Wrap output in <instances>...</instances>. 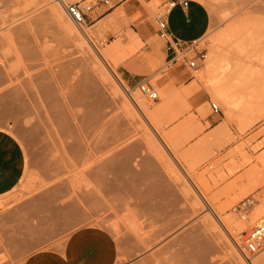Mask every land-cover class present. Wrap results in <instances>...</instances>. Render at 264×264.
<instances>
[{"label": "rangeland", "instance_id": "1", "mask_svg": "<svg viewBox=\"0 0 264 264\" xmlns=\"http://www.w3.org/2000/svg\"><path fill=\"white\" fill-rule=\"evenodd\" d=\"M201 1L211 26L198 41V65L190 68L170 62L167 42L158 34L143 38L137 33L141 42L130 44L135 31L123 11L98 21L97 0H65L63 7L57 0H0V128L20 141L26 155L20 183L0 197V264H22L32 249L62 244L78 228L108 235L115 242L114 264H264V250L248 259L238 246L264 219V109L246 111L264 108V82L256 74L255 83L245 84L239 91L245 105L231 112L214 87L235 80L230 78L237 75L238 60L247 65L251 60V68L261 69L264 0ZM74 2L93 5L83 28L66 8ZM160 4L147 5L157 16L164 12ZM66 19L81 33L78 40L62 32ZM93 79L113 98L115 128L85 119L87 104L96 99L87 97L89 87L96 86ZM143 79L159 99L141 92ZM44 82L68 100L70 113L84 116L74 137L62 134L55 111L41 95ZM212 103L219 112L212 111ZM222 125L227 130L217 134ZM75 144L89 152V162L103 161L113 148L116 160H129V169L115 166V172H106L115 191L82 170L93 163L83 164L88 156L74 152ZM246 199L253 204L238 212ZM234 221L240 224L232 227ZM27 234L32 244L23 250Z\"/></svg>", "mask_w": 264, "mask_h": 264}, {"label": "crops", "instance_id": "2", "mask_svg": "<svg viewBox=\"0 0 264 264\" xmlns=\"http://www.w3.org/2000/svg\"><path fill=\"white\" fill-rule=\"evenodd\" d=\"M88 1L92 0H83ZM97 1L94 11H99L98 21L114 18L115 11L121 10L140 41V36L151 38L158 34L156 15L147 5L153 0ZM169 1L171 0H161L160 7H164ZM188 1L187 7L177 3L170 9L167 16L169 30L175 38L183 41H199L210 29L211 16L203 1ZM109 3L112 6L108 7ZM107 35L112 36L113 32L109 31ZM123 73L131 75L128 69ZM176 75L179 76L177 73ZM25 167L26 155L22 144L13 134L0 128V197L17 187L24 176ZM29 235L22 241L23 250L30 249L32 243ZM59 235L61 237L62 233ZM57 238L56 234L55 239ZM115 256V242L108 235L89 228H78L70 232L62 244L55 242L48 248L32 249L22 264H114Z\"/></svg>", "mask_w": 264, "mask_h": 264}, {"label": "bare ground", "instance_id": "3", "mask_svg": "<svg viewBox=\"0 0 264 264\" xmlns=\"http://www.w3.org/2000/svg\"><path fill=\"white\" fill-rule=\"evenodd\" d=\"M65 0H57V2L59 3V4H61L60 6L61 7H63V3L65 4V2H64ZM57 3V4H58ZM58 4V5H59ZM60 8V7H59ZM61 9V8H60ZM60 9H58V8H56V11L58 12V10H60ZM61 11H63V10H61ZM63 13V12H62ZM59 16H61L60 15V11H59ZM64 15V14H63ZM65 16V15H64ZM64 16H63V19H64ZM71 20V19H70ZM64 23L66 24V25H64L65 27L63 28L64 30H62V32H64L65 33V37H67V36H73V37H75L76 38V36H77V39L76 40H78V37L79 36H81V33H79V31H78V29L75 27V25L71 22V21H69V19L67 20H64ZM249 27V26H248ZM58 31H60V29L58 30ZM251 31V30H250ZM57 32V31H56ZM61 32V31H60ZM58 33V32H57ZM82 33L83 34H86L87 35V31L85 30V29H83V31H82ZM80 34V35H79ZM82 34V35H83ZM245 34V33H244ZM129 35V34H128ZM87 37V36H86ZM89 37V36H88ZM246 38H247V36H246ZM89 39V38H88ZM129 39V41H130V44H132V43H140L141 41L138 39V37H137V35L135 34V33H132L131 32V34H130V37L128 38ZM244 39V38H243ZM81 40V39H80ZM87 40V39H86ZM246 41V40H245ZM264 41V40H263ZM128 42V41H127ZM247 42H248V40H247ZM65 43V42H64ZM81 44V43H80ZM135 44V45H136ZM251 44V43H250ZM72 45V44H71ZM75 46V45H74ZM127 46V45H126ZM134 46V45H133ZM126 48V47H125ZM131 48V47H130ZM240 48V47H239ZM73 49V48H72ZM80 49V48H79ZM126 49H128V48H126ZM132 49V48H131ZM28 50H29V48H28ZM86 50V49H85ZM133 50V49H132ZM131 50V51H132ZM31 51L33 52V50L32 49H30V53H31ZM130 51V52H131ZM29 52V51H28ZM125 52V51H124ZM133 52V51H132ZM260 52H263L262 54L261 53H259L258 55H257V57H258V60H261V65L259 66V67H261V69H257V70H255V69H253V68H251L250 67V65H254V63L252 64L251 63V60L249 61L250 63H249V65H247L246 64V60H245V62H243V64H242V61L239 63V60L238 61H236V62H234L235 64H236V68H235V70L237 71V75H236V77H234L235 75L233 74V76H232V78H230V79H233V78H235V80L234 81H231V82H228V81H226L227 83H229L227 86H224V85H226L227 83L225 82V84L223 83V85H222V83H220V84H217V85H215L214 87H215V91H216V93H217V98L220 100V101H222L223 103H225L229 108H230V112H231V110H233V107L234 106H236V105H241V106H244L245 104H244V97H243V94H242V96L240 97V93H239V91L244 87V86H246L248 83H250V82H254L255 83V81H256V79H257V77H256V74H258L259 76H260V79H262V80H260L259 78H258V80L261 82V81H263L264 82V49H263V47H262V50H260ZM34 53V52H33ZM86 54V53H85ZM101 56L104 58V59H106L105 58V54L104 55H102V53H101ZM59 57V56H58ZM90 57V56H89ZM260 57V58H259ZM60 58V57H59ZM86 58V57H85ZM218 59V58H217ZM247 59V58H246ZM257 60V59H256ZM257 60V61H258ZM72 61H73V59H72ZM98 61H99V59H98ZM255 61V60H254ZM239 64H238V63ZM256 62V61H255ZM259 62L260 61H258V65H259ZM59 63V62H58ZM68 63V62H67ZM72 63V62H71ZM245 63V64H244ZM248 63V62H247ZM100 64V63H99ZM213 64H215V63H211V64H209V66H208V69L210 70L211 69V67L213 66ZM256 64H257V62H256ZM99 66V65H98ZM255 66V65H254ZM55 67V66H54ZM68 67V66H67ZM101 67V66H100ZM103 67V66H102ZM101 67V69L103 70V68ZM218 67V66H217ZM233 67V66H232ZM253 67V66H252ZM257 67V66H256ZM258 67V68H259ZM60 68V67H59ZM63 68V67H62ZM61 68V69H62ZM55 69V68H54ZM53 69V70H54ZM233 69H234V67H233ZM60 70V69H59ZM101 70V71H102ZM215 70H216V68H215ZM234 70V71H235ZM103 71H105V69L103 70ZM233 71V72H234ZM236 71L234 72V73H236ZM57 72V71H56ZM42 73V72H41ZM97 73V72H96ZM220 73V72H219ZM44 74V73H43ZM218 74V73H217ZM216 74V75H217ZM47 75V74H46ZM99 75V74H98ZM111 75V74H110ZM5 76V75H4ZM54 77H55V75H54ZM256 78V79H253V78ZM55 78H57V76L55 77ZM70 78V77H69ZM90 78V77H89ZM114 78V77H113ZM54 79V78H53ZM58 79V78H57ZM94 80V79H93ZM98 80V79H97ZM103 80V79H102ZM255 80V81H254ZM95 82H96V80H94ZM109 81V80H108ZM98 82V81H97ZM96 82V86L95 85H92V86H90L89 87V89L88 88H85V89H88V96L87 97H95L96 99H95V102H90V104H87V107H89L88 109V112H87V114H85V116H87V118L85 117V119H89L90 121H92L93 123H95V126H100V128H102L103 129V127H113V128H115V116H116V114H115V111L117 110V107H115V104H113V98H112V96H111V94H110V92L109 91H107L104 87H103V85L99 82V83H97ZM219 82H220V80H219ZM253 83V84H254ZM262 83V82H261ZM90 84H92V83H90ZM105 84V83H104ZM246 84V85H245ZM98 85V86H97ZM111 85V84H110ZM249 86H250V84H248ZM247 85V86H248ZM252 85V84H251ZM262 85V84H261ZM263 85H264V83H263ZM102 86V87H101ZM108 87V86H107ZM112 87V86H111ZM113 88V87H112ZM121 88V87H120ZM55 89H57V88H55ZM262 89V88H261ZM263 90V89H262ZM262 90H261V92H262ZM64 91V90H63ZM67 91V90H66ZM119 91V90H118ZM118 91H117V94L119 95V94H121V93H118ZM41 92H43L41 95L42 96H45V98L44 99H47L48 100V102H49V104H50V106H51V109L52 110H54L53 112H54V115H55V119H56V121H57V123H58V125H59V127H60V129H61V131H62V134H64V135H66L65 137H74V134L76 133V129H75V126L77 127L78 125L79 126H81V124L84 122V116L83 117H79L77 114V116L76 115H74V112L73 113H70V110H69V107H71V106H68V100L66 101V100H61V98L59 97V93H57L56 92V90H54V88L51 86V85H49V84H46L45 82L42 84V91ZM60 92V91H59ZM116 92V91H115ZM10 93V92H9ZM14 93V92H13ZM65 93H68V92H64V94ZM114 93V92H113ZM44 94V95H43ZM69 94V93H68ZM259 94H261V93H259ZM259 94H257L256 96H258L257 98L259 99V97H261V96H263V95H259ZM23 95V94H22ZM79 95V94H78ZM84 95V94H83ZM9 96V95H8ZM13 96V95H12ZM41 96V97H42ZM65 96H67V95H65ZM86 95H84V97H85ZM10 97V96H9ZM21 97V96H20ZM69 97V96H68ZM118 97V96H117ZM4 98V97H3ZM16 98H17V96H16ZM264 99V96L263 97H261L260 99ZM2 99V98H1ZM18 99V98H17ZM76 99V98H75ZM93 99V98H92ZM112 99V100H111ZM122 99V98H121ZM28 100V99H27ZM90 100V99H89ZM88 100V101H89ZM122 100H124V105H125V107L130 111V110H133L132 108V105H131V103L127 100V99H122ZM133 100H134V102L138 105V107L140 108V110L143 112V113H145L146 112V109H145V106H143V104H139L137 101H135L136 99H134L133 98ZM237 100H239V102L237 103ZM16 101V100H15ZM45 101V100H44ZM76 101V100H75ZM81 101V100H80ZM87 101V102H88ZM3 102V101H2ZM31 102V101H30ZM85 102V101H84ZM87 102H85V103H87ZM123 102V101H122ZM5 103V102H4ZM9 103V102H8ZM75 103V102H74ZM27 104V103H26ZM46 104H48V103H46ZM73 104V103H72ZM121 104V103H120ZM9 105V104H8ZM78 105V104H77ZM7 106V104H5V107ZM23 106V105H22ZM30 106V105H29ZM119 106V105H118ZM10 107V106H9ZM8 107V108H9ZM26 107V106H25ZM124 107V108H125ZM246 108V107H245ZM245 108H244V110H245ZM10 109V108H9ZM19 109H20V107H19ZM27 108H25V110H26ZM71 109V108H70ZM105 109V110H104ZM106 109H108V110H106ZM247 109V108H246ZM264 108H263V104H261V105H259V106H257L256 108H251L250 110H249V108H248V110H246V111H249L250 113L251 112H254V111H262ZM18 110V109H17ZM126 110V109H125ZM8 111V110H7ZM11 111H12V109H11ZM134 111V110H133ZM246 111H244V112H246ZM118 112V111H117ZM122 112V111H121ZM244 112H243V114H244ZM18 113H19V111H18ZM21 113V112H20ZM82 113H84V112H82ZM131 113H134V112H132L131 111ZM147 113H149L148 112V110H147ZM250 113H246V114H248V116L250 115ZM5 114V113H4ZM14 114H17V113H15V110L13 111V113H12V115H14ZM23 114V113H22ZM120 114V113H119ZM3 116V115H2ZM15 116V115H14ZM11 119V118H10ZM19 119V118H18ZM53 119V118H52ZM84 119V120H83ZM88 120V121H89ZM129 120V119H128ZM245 120V119H244ZM75 121V125H73L74 122ZM81 121H83V122H81ZM80 122H81V124H80ZM119 124V123H118ZM121 125H123V123L122 124H120L119 125V127H121ZM128 125H131V124H128ZM127 125V126H128ZM132 126V125H131ZM58 127V128H59ZM98 127L96 128V129H98ZM130 127V126H129ZM225 127H226V125H225ZM224 127V125H222V127L221 128H219V129H217V134H219L220 132H221V130L222 129H226ZM130 128H134V127H130ZM80 130H81V128H79ZM79 129H77V130H79ZM121 129V128H120ZM126 129H128L127 127H126ZM80 130H79V133H80ZM128 130H130V129H128ZM227 130V129H226ZM57 131H58V129H57ZM115 131V130H114ZM121 131H126V130H123V128H122V130ZM127 133H128V131H126ZM131 132V131H130ZM219 132V133H218ZM223 132V131H222ZM123 133V132H122ZM125 133V132H124ZM123 133V134H124ZM132 133V132H131ZM61 134V133H60ZM130 134V133H129ZM63 135V136H64ZM78 135V132H77V134H76V136ZM125 135V134H124ZM82 146V145H81ZM81 146H78L77 144H75V146H74V148L73 149H77V151H75V150H73L74 152H78V155L80 156H83V154H84V152H85V154H87V153H89V152H86V151H84L83 150V148H82V150H81ZM133 150V149H132ZM131 152V151H130ZM81 153V154H80ZM83 153V154H82ZM110 153H111V151H110ZM84 154V155H85ZM90 155V154H89ZM87 156H88V154H87ZM84 158H85V156H83ZM116 157H115V149L113 148L112 149V153H111V155L110 156H108L106 159H104L103 161L101 160V162H99L100 160H98V161H95L94 163L96 164V162H98L97 164H96V166H95V164L93 163V160L91 159V163H93V164H91V166L92 167H85L84 165H86L88 162H89V156H88V158L86 157L85 159H87L88 161H86V160H83L84 162H83V164L84 163H86V164H84V165H82V166H84V167H82L83 169L82 170H86L87 169V171H86V174H89L90 173V175L91 176H93V177H95V178H97V180H99V181H102L103 183H105L108 187H109V190H111V191H115V187H113L112 186V181H110L108 178H107V176H106V172L107 171H112V172H115V166H119V167H122V168H126V169H129V165L128 164H130V163H128L127 162V160H125V159H121V160H116L115 159ZM98 159V158H97ZM101 159V158H100ZM129 161V160H128ZM90 162H89V164H90ZM128 163V164H127ZM94 165V166H93ZM57 167V166H56ZM89 170V171H88ZM89 172V173H88ZM111 182V183H110ZM92 193V192H91ZM86 194V193H85ZM89 197V196H88ZM235 222V221H234ZM233 223V222H232ZM232 223H230V225H233L232 227H237L239 224H240V222H238V223H236V224H232ZM259 223H263L264 224V219H260V221H259ZM240 228H242V226H240ZM196 242V241H195ZM24 244V243H23ZM199 244V243H198ZM201 244V243H200ZM235 258V257H234ZM252 262V261H251ZM252 264H259V262H254V263H252Z\"/></svg>", "mask_w": 264, "mask_h": 264}, {"label": "built area", "instance_id": "4", "mask_svg": "<svg viewBox=\"0 0 264 264\" xmlns=\"http://www.w3.org/2000/svg\"><path fill=\"white\" fill-rule=\"evenodd\" d=\"M188 0H171L163 8L164 12L157 14L156 21L158 26V34L167 42V50L169 52L170 62L178 65L183 62L190 68H196L198 65L199 54L197 44L198 41L186 42L181 39L175 38L169 30L167 16L170 9L177 3L183 6H188ZM66 8L71 14L73 20L78 26L83 28L87 12L93 9V5L82 6L80 2L66 4ZM141 92L151 100L159 99V94L152 88L146 79H143L139 85ZM213 112H219L220 108L216 103L211 104ZM252 199H246L237 207L238 212L243 213L249 210L253 204ZM246 258L250 259L251 256L259 254L264 250V224L259 223L252 227L242 240V245L238 244Z\"/></svg>", "mask_w": 264, "mask_h": 264}]
</instances>
